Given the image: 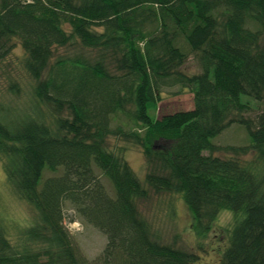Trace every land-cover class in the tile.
<instances>
[{"label": "trees", "instance_id": "16d2710c", "mask_svg": "<svg viewBox=\"0 0 264 264\" xmlns=\"http://www.w3.org/2000/svg\"><path fill=\"white\" fill-rule=\"evenodd\" d=\"M15 42L50 119L7 121L0 106L6 180L38 214L16 245L0 222V264H193L194 253L161 242L141 217L148 189L181 195L198 234L229 211L220 264H264V107L252 120L243 100L264 106V0H0V64ZM66 47L79 52L54 54ZM189 55L200 73L182 71ZM174 86L192 93L193 108L151 116ZM233 124L249 144H213ZM110 138L141 149L143 182ZM65 203L105 234L96 258L74 246Z\"/></svg>", "mask_w": 264, "mask_h": 264}, {"label": "rangeland", "instance_id": "374dc122", "mask_svg": "<svg viewBox=\"0 0 264 264\" xmlns=\"http://www.w3.org/2000/svg\"><path fill=\"white\" fill-rule=\"evenodd\" d=\"M78 52L74 47H66L58 48L54 54L63 57L72 56ZM23 56L24 50L19 42H15L10 55L0 64V106L4 110L7 121H18L28 116L35 118L39 115L38 111L41 112L42 118L50 119V111L45 106H38L34 102L32 96L34 81L23 68ZM182 71L187 75L200 73L198 59L194 55H189ZM163 91L162 101L157 105V109L149 110L151 116L159 118L162 115L193 108V95L188 89H179L178 86H174L165 88ZM243 100L248 101L251 107L250 112L244 116L255 120L264 107L263 103L247 98ZM63 117L68 118V113H64ZM108 140L109 146L115 152L118 149L123 150L125 160L138 179L143 182L149 169L141 149L115 138ZM212 142L217 146H246L249 144V138L242 126L233 124ZM212 155L227 158L230 154L217 151ZM241 158L249 161L252 156L249 154ZM96 173L100 175L98 171ZM60 174L59 169L55 172L45 170L41 182ZM100 178L104 188L110 196H113L110 182L103 176ZM148 192L147 199L137 201V208L141 217L148 223L151 233L163 243L175 244L183 250L194 253L197 259L193 264H220L222 252L228 243L229 230L233 225L232 213L220 212L211 223L209 231L198 234L193 217L181 195L157 194L151 189H148ZM63 218V223L79 253L88 260L96 258L106 246L105 234L87 224L69 203L63 206ZM37 221V212L8 184L4 165L0 160V222L5 227L7 236L14 245L20 244L24 240L25 229Z\"/></svg>", "mask_w": 264, "mask_h": 264}]
</instances>
